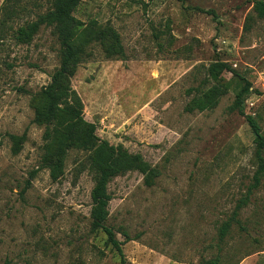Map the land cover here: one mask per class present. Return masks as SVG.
Wrapping results in <instances>:
<instances>
[{"label": "rangeland", "instance_id": "rangeland-1", "mask_svg": "<svg viewBox=\"0 0 264 264\" xmlns=\"http://www.w3.org/2000/svg\"><path fill=\"white\" fill-rule=\"evenodd\" d=\"M50 2L0 0V264H121L93 229L89 152L68 149L53 177L45 126L34 119L60 68L61 42L50 27L28 43L16 32ZM74 15L92 37L70 77L84 118L159 172L151 185L137 170L109 184L107 224L126 264H203L218 255L264 264V183L241 210L248 230L218 237L259 166L252 129L234 108L240 78L224 71L228 90L198 107L215 83L208 66L227 62L250 82L242 107L264 133V17L254 0H82Z\"/></svg>", "mask_w": 264, "mask_h": 264}, {"label": "trees", "instance_id": "trees-1", "mask_svg": "<svg viewBox=\"0 0 264 264\" xmlns=\"http://www.w3.org/2000/svg\"><path fill=\"white\" fill-rule=\"evenodd\" d=\"M82 0H51L50 7L36 18L20 26L16 37L20 42H30L42 27H50L61 42V65L52 78V82L40 92L39 103L35 106V122L45 126L46 161L52 170V176L57 177L62 170L64 157L70 148H83L88 151L87 164L93 176L94 185L91 190L93 229H100L107 237V243L118 251L121 264H126L122 249V242L117 238L114 229L107 224L109 216L108 206L112 196L108 190L110 182L117 176L130 171H139L144 175L146 184H153L158 170L153 168L139 153H130L122 145H113L108 140L96 135V125L87 121L82 114V102L78 94L70 86V77L75 71L80 55L86 44L92 40L87 34L88 27H82L83 22L76 18L74 11ZM10 6H6V10ZM254 11L264 17V0H254ZM6 11L4 10V13ZM213 13V12H211ZM6 19L0 18V25H5ZM0 30L1 27H0ZM103 33V32H102ZM224 71H230L239 77L241 90L237 93L234 108L245 115L255 136V156L259 166L254 173L253 182L247 193L242 196L231 216L218 230L220 242L231 233L234 226L242 232L248 230L246 222L240 217L243 207L247 206L258 188L264 183V133L258 120L251 114H246L242 107L244 97L249 93L250 82L240 77L236 70L227 62L216 60L212 62L207 72L215 81L203 92L199 99L200 109L211 108L217 99L228 90L227 84L220 81ZM15 141L22 137L13 136ZM203 264H230L222 262L220 255L205 260Z\"/></svg>", "mask_w": 264, "mask_h": 264}]
</instances>
